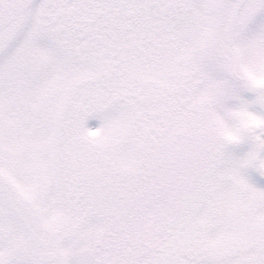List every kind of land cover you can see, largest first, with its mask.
Wrapping results in <instances>:
<instances>
[{
  "label": "snow or ice",
  "instance_id": "snow-or-ice-1",
  "mask_svg": "<svg viewBox=\"0 0 264 264\" xmlns=\"http://www.w3.org/2000/svg\"><path fill=\"white\" fill-rule=\"evenodd\" d=\"M0 264H264V0H0Z\"/></svg>",
  "mask_w": 264,
  "mask_h": 264
}]
</instances>
